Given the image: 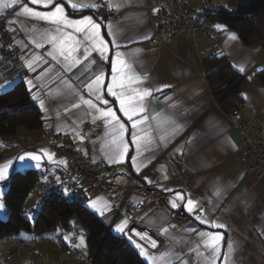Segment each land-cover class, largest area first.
Listing matches in <instances>:
<instances>
[{"label":"crops","instance_id":"obj_1","mask_svg":"<svg viewBox=\"0 0 264 264\" xmlns=\"http://www.w3.org/2000/svg\"><path fill=\"white\" fill-rule=\"evenodd\" d=\"M98 1L95 0L97 4ZM167 1L113 0L114 3L121 4L119 9L113 8L119 12V19L109 22L120 31L122 36L119 49H112L109 44L111 50L109 55H114L116 50L131 53L132 56L129 58L138 60L136 64L138 72L147 75L145 86L171 85L162 92L154 93L149 98L146 114L151 118L162 111L170 112L179 121L185 122L182 131L172 137L166 145L157 141L156 144L149 146L150 151H145L140 160L151 159V163L147 167H142L139 172L132 166L131 160V157L136 155L135 145L129 144L128 156L123 163H109L105 153L108 151L107 142L110 137L105 134L106 129L103 122L97 121L93 124L92 117L85 115L88 111L86 106L82 105L80 109L71 108V100L77 98H67L56 92L58 88H63L60 78L56 77L57 71L65 80H70L85 98H88V94L84 85L90 81V78H93L94 72L102 69L106 73V83L110 82L111 65L107 61L100 60L98 54L92 53V56L89 57V60L95 59L96 64H89V61L85 60L73 66L70 71L64 72L55 61L44 55L50 47L49 45H45L44 48H36L35 44L30 42L31 33L26 32L25 25L20 23L25 18H17L14 13L10 20L16 19L17 23L10 24V29L16 33V43L22 52V60L20 63L13 64L0 59V84L11 83V87L0 91V93L13 88L20 81L24 82L29 91L30 86L27 81H33L36 87H33L29 92L32 97L33 95L38 97V99H32L42 112L44 128L54 127L58 132L69 135L75 147L88 159L95 162L106 161L110 170L129 172L138 181L161 190L163 188L157 184H149L144 178L145 175L159 181V184L164 187L185 193L190 192L194 198L204 202L206 209H211L207 213L211 220L221 221L226 225L222 229H213L207 224H200L194 216L189 215L185 210L190 221L183 227L175 228L172 227L170 221V201L167 204L151 206L137 217L134 225L138 232L147 233L150 237V239H141L138 236L139 240L135 241L144 247L150 255L159 256L162 252L172 249L174 254L183 257L179 261L174 260L173 264H184L185 260L190 264H205L203 259L198 257L195 251H192L198 240L197 233L186 231V229L194 227L197 231H213L223 234L221 259L217 261V264H224L223 253L227 251L229 240L236 242L233 253L235 264H264V177L246 172L243 166L242 139L238 133L233 131L229 114L222 111L214 99L204 70L205 61L212 57H227L238 72H240L239 66L242 63L245 65V72L240 73L250 81V85L242 92L247 95V98L242 95L244 108L241 112L246 118L253 120L257 115L264 113V84L259 83L256 79V74L259 72L257 69H264V50L260 47L246 46L238 33L229 29L223 30L218 39H210L202 35H196L193 38L166 37L162 44L149 46L148 41L154 35V9L159 3ZM199 1L194 0L193 3L199 5ZM60 2L64 3L65 11L70 18L79 19L82 15H92L94 20L101 22L96 19V9L74 12L68 6L67 0H60ZM30 6L38 11L47 10L37 5L30 4ZM18 10L16 9V11ZM72 12L74 14H71ZM27 23H35L37 27L42 28L49 27L44 22L26 21ZM101 23L102 34L106 40L110 41L111 37L107 35L106 28L108 23ZM233 33L237 36L235 41L228 39L229 35ZM21 42L23 46H21ZM135 49L140 51L135 52ZM35 54L44 56L48 63L37 62L34 64V70H29L25 62ZM46 69L48 70L47 75L42 76ZM37 77L41 78L37 79ZM41 85L43 86L41 87ZM49 92L52 93L51 96L47 95ZM165 96L172 97V100L166 101ZM107 98L110 101L113 100L112 97ZM40 99L45 101L43 109L40 107ZM171 104H176L177 107L172 108ZM112 106L117 111V115L125 120L126 126L131 129L126 118L118 111V104ZM77 126L80 135L85 137L82 142L76 135ZM154 129L155 122H152V129L149 131L157 136ZM41 132L42 130L33 132L21 130L10 139L0 138V165L26 152L38 153L42 156L40 169L34 167L26 169H35L41 176L40 184H38L39 191L37 190L33 200L26 202V215L30 219H35L40 209V206L37 208V204L43 183L50 177L56 178L58 170L67 166L66 159L57 155L43 142ZM125 139L130 141V132L125 135ZM186 139L193 140L194 146L191 151H188L189 145L185 144ZM180 145H184L183 154L176 151ZM42 149H47L49 153L54 154L53 162L48 161L40 151ZM59 161H66V164L59 163ZM162 166L169 174L168 180L161 179L160 169ZM16 167L19 168V165ZM12 172L10 169L9 176ZM217 179L225 189L221 197H217L213 191ZM3 182L0 181V191L4 194ZM98 198L109 202L103 195L93 193L84 207L102 218L116 236L129 239L125 233H128L131 227L130 223L124 233L114 230L115 225L125 219L121 211L124 202H119V208H114L109 202L110 210H106L104 215H101L89 206L91 200ZM125 199H131L136 204L141 200L138 195L132 193H127ZM0 200L3 202V195L0 196ZM7 216L8 210L0 212V217L7 218ZM164 227L169 228L173 239L160 234V230ZM73 228L69 231L53 230L39 236L40 250L65 263L89 258L84 229L83 232H79L76 228L75 232ZM81 233L84 236V245L79 248L75 245L79 244L78 237ZM66 236L71 239L66 240ZM152 239L157 241L155 248L151 247L150 240ZM137 250L140 254V250L138 248ZM201 251H203L202 246ZM0 253L5 255L7 264H30L32 258L29 246L23 251H18L7 238L0 240ZM141 257L146 264H149L142 255ZM37 264L51 263L38 260ZM158 264H165V261H159Z\"/></svg>","mask_w":264,"mask_h":264},{"label":"snow or ice","instance_id":"obj_2","mask_svg":"<svg viewBox=\"0 0 264 264\" xmlns=\"http://www.w3.org/2000/svg\"><path fill=\"white\" fill-rule=\"evenodd\" d=\"M68 6L74 12H82L84 9H97L99 5L95 0H67ZM31 5L41 6L46 11L35 10ZM109 9H119L120 3H114L113 0H108ZM16 9H19L16 11ZM15 11L17 18L23 17L20 23L25 25L24 30L31 33L30 42L35 44L36 48H44L45 45L50 47L45 51L47 57H50L52 61H55L57 65L63 69L64 72H68L71 68L82 61H89V64H96L95 59L89 60L92 53L98 54L100 60L107 61L111 65V80L106 83V73L102 69L93 73V78L84 85L87 90L88 98L78 90L70 80H65L59 71L56 72V77L60 78L63 88L56 90L57 94H61L64 97L77 99L71 100L72 109H80L81 106H86L88 111L85 115L92 117V122L95 124L97 121H102L103 126L106 129V135L110 137L107 142L108 151L105 153L107 161L111 164L123 163L128 156L129 144L135 145L136 155L131 157L132 166L139 170L142 167H147L151 163V159L146 161L140 160L145 151H150L151 145L157 143L166 145L168 141L182 131L184 123L179 121L170 112L162 111L153 115L151 118L146 114L148 110L149 98L154 93L162 92L165 88L171 87V85H160L158 87L145 86L146 74H141L136 68L138 60L129 58L131 53H124L119 50L114 51V55L110 56L109 44L112 49H119L121 47L120 40L122 38L118 29L114 28L111 23L106 25L107 35L111 37V40H106L102 34V23L93 19L92 15H82L79 19L70 18L65 11L64 3L60 0H0V17L4 16L7 11ZM158 11V9H154ZM26 21L44 22L49 27L42 28L37 27L35 23H27ZM10 24H16L17 20L13 19L8 21ZM214 29L226 30V26L222 24H215ZM229 40L235 41L237 36L233 33L229 35ZM21 46L23 43L21 42ZM139 49H135V52H139ZM40 62L47 64L48 61L44 59V56L35 54L30 60H26V67L29 70H34V64ZM241 73L245 72V65L242 63L238 69ZM264 69H257L262 71ZM47 69L43 75H47ZM41 77H37L40 79ZM30 86L29 91L36 85L33 81H27ZM43 85H41L42 87ZM11 87V83L0 84V91L6 90ZM47 95L51 96L49 92ZM247 98L246 94H242ZM107 97H112L110 101ZM34 100L38 99L36 95L32 97ZM166 101H171L172 97L165 96ZM40 107L43 109L45 101L40 99ZM113 104H118V111L122 113L126 118L127 123L131 125V129L126 126V122L121 116L117 115V111L113 109ZM172 108H176V104L170 105ZM67 110V109H66ZM152 122H155L154 131L158 134L153 135ZM130 132V141L125 139V135ZM76 135L81 142L85 139L81 136L78 130ZM230 143V141H228ZM185 144L189 145L188 151L192 150L194 146L193 140L186 139ZM235 147V145H232ZM48 161L53 162V155L48 152L47 149L40 150ZM177 152L184 153V145H180L176 148ZM59 163L66 164V161H59ZM19 165V168L16 166ZM29 167L40 169L42 167V156L38 153L26 152L16 157L9 159L3 165H0V181H5L9 177L10 169L12 171L26 170ZM162 180H168L169 174L162 166L160 169ZM149 184H157L162 187L164 191L175 192L173 199L170 201L171 208L176 209L183 207L184 210L191 216H194L195 220L200 224H207L213 229H222L226 225L221 221H213L209 218L208 212L211 209H206L204 202L200 199L194 198L190 192L175 191L172 188L164 187L159 184V181L150 179L147 175L144 177ZM46 180V177H45ZM57 183H62L60 177H56ZM214 194L217 197H221L225 189L220 185L219 179L214 185ZM63 194L65 196L71 195L70 190L67 187L63 188ZM3 193L0 191V196ZM179 202V203H178ZM211 203V202H209ZM89 206L101 215H104L106 210H110L111 205L109 202L98 198L91 200ZM39 208V202L37 204ZM7 211L5 204L0 200V212ZM129 220L127 218L121 220L115 225L114 230L118 233H124L128 227ZM172 227H175L174 225ZM189 233H197L198 240L196 241V247L192 249L195 251L198 257H201L205 264H217V261L221 259L222 241L224 240L223 234L213 231H197L196 228L186 229ZM132 240V236H139L141 239H150L147 233L136 232L135 229H129L128 233H125ZM160 234L166 238L173 239L169 233V228L164 227L160 230ZM66 240L71 237H65ZM79 244L76 247L84 245V236L81 233L78 237ZM135 246L140 250V254L149 262V264H158L159 261H165V264H173L174 260L179 261L183 257L179 254H174L172 249H168L162 252L159 256L150 255L140 244L132 240ZM151 247L157 246V241L150 240ZM235 241L229 240L227 243V251L223 253L224 264H235L233 259V253L235 251ZM201 246L203 251H201ZM166 258H168L166 260ZM184 264H190L185 260Z\"/></svg>","mask_w":264,"mask_h":264},{"label":"built area","instance_id":"obj_3","mask_svg":"<svg viewBox=\"0 0 264 264\" xmlns=\"http://www.w3.org/2000/svg\"><path fill=\"white\" fill-rule=\"evenodd\" d=\"M194 0H168L159 3L153 14L154 35L148 41L149 46H158L166 37L193 38L202 35L210 39H218L223 30L214 29L217 24L214 15L226 8L224 0H200L199 5ZM99 7L95 10L98 21L103 23L114 22L119 19L116 9H109L107 0H99ZM15 11L9 10L0 17V59L13 64L20 63L22 52L16 43V33L10 29L11 17ZM71 14H74L73 12ZM232 129L242 139L244 149L243 166L248 174L264 177V113L257 115L253 120L246 118L241 111L229 114ZM43 142L57 155L67 161L65 168L58 170V176L62 183H57L56 178L50 177L43 183L40 194L39 206L51 195L57 194L66 202H76L85 206L93 193L106 197L114 208H119V202H124L121 209L125 218L131 224L130 229H135L137 217L147 208L167 204L175 195V192H166L151 185L138 181L129 172L110 170L106 161L95 162L88 159L78 150L72 138L54 127H46L42 130ZM67 187L71 195L65 196L63 188ZM127 193L138 195L141 200L136 204L131 199H125ZM170 221L175 228H180L190 221L189 215L179 207L170 210ZM129 232V230H128ZM18 251L30 247L32 258L30 264H37L38 260H45L51 264H92L90 258L77 259L71 263H65L54 258L48 253H43L39 244V237L26 241L24 239L7 238ZM1 240V239H0ZM132 240L138 241L139 237L132 236ZM0 264H7L4 254L0 253Z\"/></svg>","mask_w":264,"mask_h":264},{"label":"trees","instance_id":"obj_4","mask_svg":"<svg viewBox=\"0 0 264 264\" xmlns=\"http://www.w3.org/2000/svg\"><path fill=\"white\" fill-rule=\"evenodd\" d=\"M225 3L226 8L214 15V21L237 32L246 46L264 50V0H226ZM204 70L222 111L226 114L241 111L244 108L242 92L250 81L225 56L206 60ZM256 79L264 84V70L256 74ZM43 129L42 112L23 81L0 93L1 139H10L21 130ZM40 177L35 169L13 171L3 182V203L8 216L0 217V239L14 237L29 241L49 231H69L75 220L85 231L92 264H146L131 240L116 236L102 218L57 194H51L40 205L35 219H30L26 215V202L40 184Z\"/></svg>","mask_w":264,"mask_h":264},{"label":"rangeland","instance_id":"obj_5","mask_svg":"<svg viewBox=\"0 0 264 264\" xmlns=\"http://www.w3.org/2000/svg\"><path fill=\"white\" fill-rule=\"evenodd\" d=\"M225 2H226V0H224ZM38 188H39V185H38V187L36 188V190L30 195V197H29V201L30 200H33V197L36 195V192H37V190H38ZM39 191V190H38ZM4 192H5V190H4ZM27 200V201H28ZM73 222H74V228H73V231H75L76 232V228L79 230V232H83V228L79 225V224H77L76 222H75V220H73ZM129 237V236H128ZM80 248V247H79ZM84 251V250H83Z\"/></svg>","mask_w":264,"mask_h":264}]
</instances>
